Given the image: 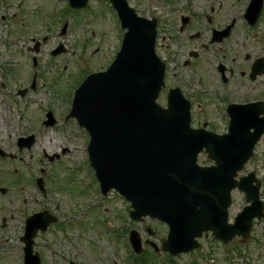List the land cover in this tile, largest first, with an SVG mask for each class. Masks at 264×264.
<instances>
[{"label": "rangeland", "instance_id": "obj_1", "mask_svg": "<svg viewBox=\"0 0 264 264\" xmlns=\"http://www.w3.org/2000/svg\"><path fill=\"white\" fill-rule=\"evenodd\" d=\"M1 1L0 148L6 153L13 154L15 160L13 164L9 162L7 156L4 160H0V187L8 189L5 194L0 192V238H2L0 243L3 245L7 243L14 250L13 253L2 251L0 264L12 262L22 264L20 256V248L23 246L20 240L23 236L22 215L40 210L44 205L58 214L70 213L76 207L84 205L91 208L94 219L89 217L90 214H85V218L87 222L93 221L94 226L90 223L87 231L80 236L77 232L78 227L65 221H63L64 225L60 220L50 224V232L41 235L38 233L39 236L37 235L35 239L37 242L35 251H41L39 254L41 257L43 255V264H67L66 259L69 258L78 260L81 262H78L79 264H132L131 253L129 254L126 246H119L118 250L114 249L110 239L116 241L118 237L115 234L110 235V239L106 236L105 230L110 223L112 222V225L119 230L134 228L142 236L143 242L149 239L159 246L161 240L166 238L168 226L149 217L143 223L129 221L130 204H126L128 208L123 200L116 197L103 199L95 174L86 162H81L77 170V175L85 178L82 184L71 181L73 174L68 170L73 159L79 161L87 159V152L83 150L87 136L78 132L80 129L73 119L67 118L75 89L89 71L102 70L108 66L119 48L125 30L122 32L113 7L105 0H90L83 10L67 9L68 27L64 36L60 35V29L65 17L59 9L51 14L53 10L50 5L58 0ZM128 1L136 8L139 15L146 17L154 13L157 16L161 15L160 35L164 34L167 39L165 41L160 39L158 54L167 61L174 58V61L168 65L170 67L177 65L179 70L176 66L174 68L182 74L186 76L195 74L191 86L201 93V98L206 103L204 108L207 114L200 119H198L199 115H195L192 125L202 126L206 123L209 128L218 132L226 131L227 119L223 118L225 104L221 98L219 99L220 93L230 94L229 97L233 101L253 98L264 100V74L258 75L256 82L251 83L244 79L242 85L234 84L224 89L218 81L219 74L216 69L219 62L237 67L239 62L244 61V55L247 53L256 55V58L264 55V10L256 24V39L246 34L245 23L239 19L228 45L223 47L216 45L205 51L199 47V43L209 39L211 27L204 20L197 19L196 22L191 23L185 33L178 31L180 22L177 17L180 13L186 12L182 4L186 2L185 0H172L173 10L170 12L162 7L164 3L166 5V0ZM66 2L59 0L58 7L63 11ZM244 3L245 0H192L189 8L200 15L203 11L210 13L208 7L213 4L215 9H218V19L215 23L221 28L229 15L237 14ZM188 12L190 11L186 13ZM196 31H200L202 37L198 40L189 39L187 34ZM24 35L29 36L28 41L22 40ZM45 35H50V38L47 44L41 45L37 55L39 60V67L35 70L38 71L37 87L34 90L29 89L26 95L21 96L18 91L30 87L34 72L31 65L32 57L27 55L30 54L29 51L26 52L27 48L34 45L33 37L42 40ZM59 43L64 46V53L56 57L51 56L50 51ZM168 44H170L169 51ZM194 50L199 53L198 58H190L194 62L185 67L183 61L188 58V53ZM172 84L173 81H170L168 86ZM165 99L166 89H163L158 101L165 106ZM48 108L54 110V115L59 118L56 117L57 122L54 125L42 126L44 119L41 117V112ZM13 119L16 120L14 121L18 126L17 129L11 126H15L12 124ZM60 122L63 126L69 123L76 131H71L70 128L63 131ZM41 126L42 128H37ZM25 133L35 135V144L32 149L20 150L17 138ZM57 154L59 158L50 162L48 157ZM40 157L43 167L48 170L46 180L49 185V197L46 200L42 199L31 185L33 180L27 178L29 172L33 170L39 175L41 165L38 168L36 161ZM25 160L28 164H33L31 169L26 166L25 169L23 168ZM199 162L209 163V160L205 154H202ZM13 167L18 168L22 173H19L20 177H24L20 182L10 174ZM251 170H256V176L263 182L261 198L264 200V135L255 146V156L246 164V170L241 174H247ZM232 197L233 201L229 208L230 221H233L237 212L246 203L244 193L237 189L233 190ZM75 200L78 201V205L74 207ZM2 220L6 222L5 227H1ZM147 227L153 230V235L148 234ZM111 229L117 231V228ZM5 236L10 239H6ZM199 242L200 249L181 253L172 258L177 264H264V218L254 221L251 236L245 242L240 237H236L228 244L229 247H226L208 232L201 236ZM120 244H123L122 240ZM75 247L82 254H76ZM144 247L147 249L146 252L151 254L152 248L148 244H144ZM162 253L167 258L168 254ZM137 264L159 263L151 258V261Z\"/></svg>", "mask_w": 264, "mask_h": 264}, {"label": "water", "instance_id": "obj_2", "mask_svg": "<svg viewBox=\"0 0 264 264\" xmlns=\"http://www.w3.org/2000/svg\"><path fill=\"white\" fill-rule=\"evenodd\" d=\"M87 1L73 0L72 3L73 6H84ZM112 1L124 14L129 32L111 69L90 76L78 91L72 112L93 134L94 162L103 187L120 185L131 195L147 194L155 214L160 213L161 218L172 222L171 237L173 234L176 239L185 237V241L187 238L191 241L202 231L210 229V211L213 212L215 207H219L222 213L220 232L213 228L218 237L229 240L237 233L249 238L253 218L264 215V206L259 199L260 182L256 180L257 185H253V174L240 182L235 181L234 176L252 156L253 147L263 131L264 119L259 118L263 107L246 105L254 120L234 112L231 132L224 137L190 129L188 106L183 109L181 101L175 97L167 110L158 107L155 99L162 85L163 68L154 54L155 22L136 17L126 0ZM261 5L262 0H256V18ZM263 60L256 62L257 67H264ZM253 127L254 132H250ZM180 133L181 137L188 139L186 147L190 149L194 167L196 154L204 147L216 160L219 155L224 157L221 163L217 160V167L212 168L215 169L212 185L210 177L202 181V185L208 188L201 193L190 188L193 182L186 184V181L195 180L194 169L182 181L178 174L179 167L173 157L187 153L174 150ZM234 186L244 189L253 204L240 213L235 225H231L227 222V208L231 202L229 192ZM159 205L163 208L156 209ZM171 210L178 211L177 215L170 214ZM36 217L32 219L29 239L38 228ZM182 219L183 223L180 222ZM31 244L30 241L27 246L30 253ZM165 244L170 250L172 242ZM188 246L184 249L189 250L198 244Z\"/></svg>", "mask_w": 264, "mask_h": 264}, {"label": "flooded vegetation", "instance_id": "obj_3", "mask_svg": "<svg viewBox=\"0 0 264 264\" xmlns=\"http://www.w3.org/2000/svg\"><path fill=\"white\" fill-rule=\"evenodd\" d=\"M245 1H247V0H245ZM189 3L190 2L187 1V2L182 3V4H183L184 9H187V11L189 10L192 13L188 12V13H186L184 15H181V18L183 16H188L189 18L187 20L190 21V23L196 22L197 19H199V20L202 19V20H205L209 24L217 25L215 23V21L218 19V17H217L218 16L217 15V10L218 9L216 10L214 5H210L208 7L210 14H208L207 11H203L202 13H204V15L202 16V13L200 15H197L193 11H191V9L189 8ZM231 16H232V14L229 15V17L227 18V21H224L225 22L223 24L224 27L226 25H228L229 21L231 22L233 20V18L230 19ZM160 20L162 21V18H159V21ZM253 34H254V38L256 39V28H255V31H254ZM200 36H202L201 33H200ZM166 38L167 37L165 35H163V39L166 40ZM228 40L229 39H227L225 41H228ZM212 46H215V44L211 45L210 47H212ZM255 60H256V55L253 56L252 54L247 53V54L244 55V61L239 62L237 67H233V66H230L229 64H227V70H226L227 81L225 83V85H227V87H225L224 89L228 88L229 86H233L234 84H236V85L241 84L242 85L244 79L249 81V82H251V83L252 82H256V78L255 79L251 78L252 66H253ZM233 63H235V62L233 61ZM255 99L256 98L248 99V100H244V101H252V100H255Z\"/></svg>", "mask_w": 264, "mask_h": 264}, {"label": "bare ground", "instance_id": "obj_4", "mask_svg": "<svg viewBox=\"0 0 264 264\" xmlns=\"http://www.w3.org/2000/svg\"><path fill=\"white\" fill-rule=\"evenodd\" d=\"M144 142H146V141H144ZM145 152H147V151L145 150Z\"/></svg>", "mask_w": 264, "mask_h": 264}]
</instances>
